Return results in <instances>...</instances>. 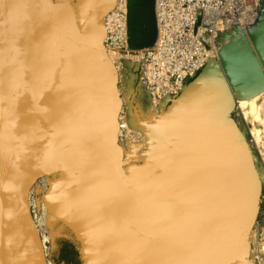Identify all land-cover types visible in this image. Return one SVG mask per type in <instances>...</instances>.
Instances as JSON below:
<instances>
[{
  "label": "water",
  "instance_id": "95a60500",
  "mask_svg": "<svg viewBox=\"0 0 264 264\" xmlns=\"http://www.w3.org/2000/svg\"><path fill=\"white\" fill-rule=\"evenodd\" d=\"M115 4L0 0V264H49L30 203L45 177L82 264H250L263 183L233 113L264 92V25L252 43L223 41L220 61L151 120L132 99L146 148L126 161L103 23Z\"/></svg>",
  "mask_w": 264,
  "mask_h": 264
},
{
  "label": "built area",
  "instance_id": "2783aa9c",
  "mask_svg": "<svg viewBox=\"0 0 264 264\" xmlns=\"http://www.w3.org/2000/svg\"><path fill=\"white\" fill-rule=\"evenodd\" d=\"M261 0H155L157 37L142 56L140 82L152 105L159 112L177 97L210 59L219 60L221 32L234 22L251 23L256 19ZM111 38L107 47H123L121 20L123 10L112 17ZM120 117V128L127 123ZM129 120V119H128ZM123 133L119 132L120 140ZM264 197V196H263ZM264 205V198H263ZM255 264H264V249L255 253Z\"/></svg>",
  "mask_w": 264,
  "mask_h": 264
},
{
  "label": "rangeland",
  "instance_id": "374dc122",
  "mask_svg": "<svg viewBox=\"0 0 264 264\" xmlns=\"http://www.w3.org/2000/svg\"><path fill=\"white\" fill-rule=\"evenodd\" d=\"M261 9L262 6L260 8V11ZM256 21L257 19L255 20V22ZM249 26L244 25V27H241L237 25H230L228 28L231 31V36L228 37L224 35V39L222 38L221 42L225 41L226 43H229L231 40L237 37V35L242 36L245 33L246 36L248 34L247 37L252 43V40L249 37ZM122 66L123 67L120 74V89L125 103L123 111H127L128 117L130 118L134 128L131 125L130 121L127 119V123L130 126V129L127 130V132L124 129L121 143L125 150L126 161H140L143 158V154L146 148L145 134L143 128L136 125L135 123V118L131 107V100L134 96V93L140 90V99L143 106L146 105V103L149 105H147V107H144L143 117L145 119L151 120L157 112L152 110L150 100H148L147 98L148 93L140 82L142 62L136 61L134 59H125L122 61ZM256 101L257 106H262V108L259 109L256 113L253 112L252 114H249L247 115V117H245L242 113V109L236 108L235 112L233 113V117L236 118L237 122L241 126V129L253 151L255 162L257 164V168L263 182L264 190V152H262L260 147L258 148V145L255 142L256 140H254L256 136L264 135V93ZM124 122L126 123V121ZM131 129L134 131H131ZM132 132H134L135 135H132ZM129 142L134 146H131ZM50 180L51 178L49 177L41 179L32 190L33 204L36 206L35 211L39 221V232L42 238L46 239L45 251L47 254L48 263L82 264L79 255L80 244L78 243V241H76L68 228L63 223L54 218L50 213L48 215L42 213L41 209H39L37 206V202L39 199H42L43 193L47 189ZM251 235V254L249 256V262L250 264H255L256 250L260 248L263 249L264 246V205L262 201L259 216Z\"/></svg>",
  "mask_w": 264,
  "mask_h": 264
},
{
  "label": "bare ground",
  "instance_id": "6f19581e",
  "mask_svg": "<svg viewBox=\"0 0 264 264\" xmlns=\"http://www.w3.org/2000/svg\"><path fill=\"white\" fill-rule=\"evenodd\" d=\"M262 1H263V5L261 4ZM153 2H154V0H116V4H115L114 9L109 14H107L104 17V19H103V23H104V26H105L104 28H105V31H106L105 40L108 39V41H109L110 38H111V32H112V30H111L112 22L114 21V19L112 18L113 15H115L116 12L119 11V10H123V12H124V18L121 20V24L123 25V34H124V38L123 39L125 41L122 44L123 47L119 48V49H114L111 46H109V47L106 46L107 52H108V56L112 60V62L117 66V69L119 71V75L121 74V69L123 67L122 66V61L123 60H125V59L126 60L127 59H134L136 61H140L141 62L142 56L144 55L145 51L148 49L147 47H145V44H146V41H147L148 37L150 35H152L151 34L150 23H151V20L154 17L152 11L150 10V12H149L148 4L150 3V6H152ZM261 6H262V9L260 11ZM256 19H257V21L255 22ZM256 19L253 22L249 23V24L248 23L234 22L231 25H237V26H241V27L242 26L244 27V25H246V26L251 25L248 28L249 31H251V29L256 30L254 27L259 26L260 24L264 25V0L260 1V6H259V10H258L257 15H256ZM157 25L158 24H157V18H156V26ZM228 27L225 28V30L219 34V37L217 39L219 45L222 43L221 41H222V38L224 37V35L228 36V37L231 36L230 35L231 31H230V29ZM129 29L131 30V32H129ZM233 29H235V28H233ZM247 36H248V34H247ZM130 39H133V41L135 42V45H134L133 48L129 44ZM134 50L139 51V52H136ZM216 60H217L216 58L215 59L213 58V59H210L209 62H211L212 64H215L214 61H216ZM217 61H220V60H217ZM263 93L255 96V97L249 98V99L239 100L237 102L236 108L237 109L241 108L242 109V113H243V115L245 117H247V115H249V114H252L253 112L256 113L259 109L262 108V106H257L256 105V102H257L256 100ZM162 108H160V110H162ZM122 113H123V109H122V112L120 114V117H121L122 120H125V116H123ZM120 117H119V120H120ZM127 117H128V114H127ZM123 124H124V127L120 128V132L121 133H123L124 129L126 130V132H127V130L130 129V126L128 125V123H123ZM131 131H134V130L131 129ZM131 134L135 135L134 132H132ZM254 140H256L255 142L258 145V148L260 147L262 152H264V135L263 136L258 135V136H256L254 138ZM120 141H122V138H121ZM131 144L132 143H130V145ZM131 146H134V145H131ZM263 196H264V190H262L261 201H263V198H264ZM30 203H31V209H32V212H33L35 223H36L37 228L39 230V221H38V217H37V214H36V211H35L36 210V206L33 204L32 192H31ZM37 206H38L39 209H41L42 213H44L45 215L49 214V211L47 209V206H46L45 201H44L43 198L38 200ZM260 207H261V202H260ZM42 239H43V243H44V247H45L46 239L45 238H42ZM263 249H264V246H263Z\"/></svg>",
  "mask_w": 264,
  "mask_h": 264
},
{
  "label": "flooded vegetation",
  "instance_id": "af4514ba",
  "mask_svg": "<svg viewBox=\"0 0 264 264\" xmlns=\"http://www.w3.org/2000/svg\"><path fill=\"white\" fill-rule=\"evenodd\" d=\"M140 98H141V91L138 90V91H136V92L134 93V96H133L132 99L134 100V103L137 105L139 111L141 112V114H142V116H143V114H144V107H147L148 104L146 103V105L143 106V104H142ZM147 98H148V100H150V98H149L148 95H147ZM148 106H149V105H148ZM235 264H239V263H235Z\"/></svg>",
  "mask_w": 264,
  "mask_h": 264
}]
</instances>
